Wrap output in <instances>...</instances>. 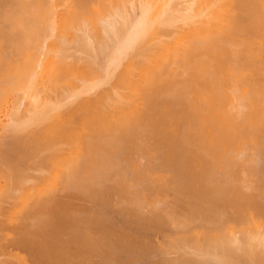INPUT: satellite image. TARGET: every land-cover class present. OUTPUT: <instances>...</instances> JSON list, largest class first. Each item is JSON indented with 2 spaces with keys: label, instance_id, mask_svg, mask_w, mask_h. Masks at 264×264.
<instances>
[{
  "label": "bare ground",
  "instance_id": "obj_1",
  "mask_svg": "<svg viewBox=\"0 0 264 264\" xmlns=\"http://www.w3.org/2000/svg\"><path fill=\"white\" fill-rule=\"evenodd\" d=\"M0 115V264H264V0H0Z\"/></svg>",
  "mask_w": 264,
  "mask_h": 264
},
{
  "label": "rangeland",
  "instance_id": "obj_2",
  "mask_svg": "<svg viewBox=\"0 0 264 264\" xmlns=\"http://www.w3.org/2000/svg\"><path fill=\"white\" fill-rule=\"evenodd\" d=\"M2 116H3V115H0V125H1V123L3 124V122L5 123V120H6V119H5L6 117L4 116V117H5V118H4V117H2ZM1 118H2V120H1Z\"/></svg>",
  "mask_w": 264,
  "mask_h": 264
}]
</instances>
